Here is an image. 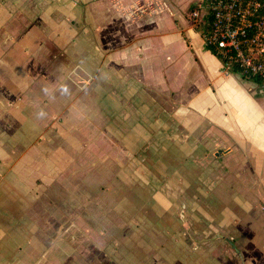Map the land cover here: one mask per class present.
<instances>
[{"label": "crops", "instance_id": "obj_1", "mask_svg": "<svg viewBox=\"0 0 264 264\" xmlns=\"http://www.w3.org/2000/svg\"><path fill=\"white\" fill-rule=\"evenodd\" d=\"M200 2L0 0V264H264V80Z\"/></svg>", "mask_w": 264, "mask_h": 264}, {"label": "built area", "instance_id": "obj_2", "mask_svg": "<svg viewBox=\"0 0 264 264\" xmlns=\"http://www.w3.org/2000/svg\"><path fill=\"white\" fill-rule=\"evenodd\" d=\"M200 26L204 45L215 50L224 73L264 80V0H201L190 11Z\"/></svg>", "mask_w": 264, "mask_h": 264}, {"label": "rangeland", "instance_id": "obj_3", "mask_svg": "<svg viewBox=\"0 0 264 264\" xmlns=\"http://www.w3.org/2000/svg\"><path fill=\"white\" fill-rule=\"evenodd\" d=\"M190 16V15H189ZM191 18V16H190ZM191 20H193L191 18ZM195 22V20H193V23ZM64 215H66L68 217V214L67 213H63ZM82 214V220L84 219V215L83 213ZM62 215L64 217V219H66V217ZM106 216H108V212H94L93 213V222L92 224L94 225L91 229V227L87 228L86 230H92V236L95 237V233L98 234V236H100L102 239H103V242L101 244H97V243H89V244H84V243H71L70 245H63L62 247H65V254L62 255V258H66V257H71L72 256V253L73 252H76V253H79L78 256H80L82 258V253L83 252V246L84 247V251L85 250H88L89 253H92L94 255V257L96 258V261L97 259H99L101 257V252L103 251V247L104 246V242L106 241L105 238L107 237V234L104 233V230H105V226L107 225V220H104L103 223L100 221L102 220L103 218H105ZM50 218L52 219V217L50 216ZM100 221V222H99ZM90 224V223H89ZM80 224L78 225V227H75V226H72L70 228H68V231L71 230V232L74 234H76V238L75 240H79L80 239V236L85 234V230L83 229V227H79ZM57 232L53 231L52 232V229L49 228L48 230V236H49V239L53 240V237L54 236H59V235H68V231H66V228L65 229H60L59 227L57 228ZM65 230V231H63ZM39 232V233H38ZM88 232V231H87ZM38 233V234H37ZM42 231L40 228L37 229V236L38 235H41ZM62 241V240H61ZM79 242V241H78ZM111 245V244H110ZM108 246V245H107ZM84 253V252H83ZM84 260V259H83ZM82 260V262L84 263V261ZM113 262V261H112Z\"/></svg>", "mask_w": 264, "mask_h": 264}, {"label": "trees", "instance_id": "obj_4", "mask_svg": "<svg viewBox=\"0 0 264 264\" xmlns=\"http://www.w3.org/2000/svg\"><path fill=\"white\" fill-rule=\"evenodd\" d=\"M195 28H198V26L197 25H195ZM199 32H200V34H201V36L203 35V34H205V32L208 30V24H207V21L205 20L204 22H203V24H201L200 26H199ZM206 48L211 52V53H213L214 55H216L215 54V50L212 48V47H210V46H206ZM230 72L231 73H237L238 72V70L235 68V67H233V68H231L230 69ZM238 74V73H237ZM242 79H245V80H252L253 82H256V83H261L263 80H261V79H257V78H253V79H251V78H247L245 75H243V74H241V75H239Z\"/></svg>", "mask_w": 264, "mask_h": 264}, {"label": "clouds", "instance_id": "obj_5", "mask_svg": "<svg viewBox=\"0 0 264 264\" xmlns=\"http://www.w3.org/2000/svg\"><path fill=\"white\" fill-rule=\"evenodd\" d=\"M45 91H47V90L45 89ZM44 115H45V113L43 111H41V112L38 113V116L39 117H43Z\"/></svg>", "mask_w": 264, "mask_h": 264}]
</instances>
